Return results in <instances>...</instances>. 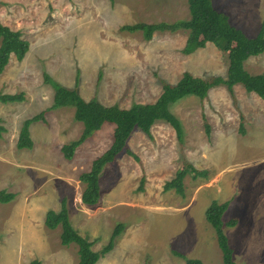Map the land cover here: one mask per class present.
Returning a JSON list of instances; mask_svg holds the SVG:
<instances>
[{
  "label": "rangeland",
  "instance_id": "rangeland-1",
  "mask_svg": "<svg viewBox=\"0 0 264 264\" xmlns=\"http://www.w3.org/2000/svg\"><path fill=\"white\" fill-rule=\"evenodd\" d=\"M213 3L249 36L264 26V0ZM188 18V0H0V21L22 31L30 43L24 59L13 55L0 73V93L25 94L21 102H0V124L7 129L0 138V190L16 194L0 203V264L33 259L78 264V245H63L61 226L52 230L45 225L46 212L60 209L64 199L76 224L96 225L97 236L83 235L95 241L96 251L108 244L119 222L124 224L113 250L98 264H185L174 250L206 264H222L216 231L205 214L214 200L229 201L224 231L236 263L264 264V99L244 86L236 85L233 96L220 85L204 99L191 95L172 104L183 123V143L163 120L153 125L152 137L136 129L127 149L104 167L97 205L81 202L85 184L79 175L110 147L114 124H104L72 159L62 152L64 144L80 137L84 125L74 118V106L50 109L55 89L46 73L78 88L85 99L125 108L154 102L163 84H175L185 71L226 77L228 56L213 43L183 52L186 29L157 31L151 40L142 31L121 29ZM244 66L264 74V53ZM44 110L46 120L30 126L32 148H18L23 122ZM185 161L208 169L209 176L188 174L183 196L175 189L165 191L164 184ZM233 218L237 224L228 226Z\"/></svg>",
  "mask_w": 264,
  "mask_h": 264
},
{
  "label": "trees",
  "instance_id": "trees-1",
  "mask_svg": "<svg viewBox=\"0 0 264 264\" xmlns=\"http://www.w3.org/2000/svg\"><path fill=\"white\" fill-rule=\"evenodd\" d=\"M190 18L180 19L174 22L160 21L157 23L137 22L126 24L122 30L135 32L142 31L146 40H151L157 31L188 30V38L183 52L191 54L199 48L205 47L209 42L228 56V70L226 77L217 75L210 78L196 76L190 71H185L183 76L175 84L165 82L163 90L154 102L134 103L125 108L118 104L106 105L97 98L85 99L78 88L66 87L52 79L48 73L46 82L54 89V101L50 109L63 106H74V118L81 121L84 129L79 138L62 146V152L67 159H72L77 148L89 137L102 129L104 124H114L113 142L101 155L96 157L87 171L79 175V179L85 184L82 192V202L86 205H96L101 198L100 177L104 167L113 163L127 149L129 138L136 129L142 130L152 137L151 129L158 120L169 123L176 131L179 142L184 141V127L180 118L172 112L171 106L187 96H197L204 99L210 89L224 85L233 96L235 86L240 84L246 91L254 92L264 99V74L249 72L244 64L252 56L264 53V26L255 36L247 35L243 29L232 23L230 16L215 7L213 0H188ZM30 49V43L23 37L20 30L11 28L0 21V73H2L13 55L18 60H23ZM25 100L24 92L0 93V102L12 103ZM46 110L26 119L21 127L17 147L32 148L30 126L33 122L46 120ZM206 132L210 134V126L206 121ZM6 127L0 124V138L6 131ZM240 132L244 133V116L241 115ZM136 159L139 157L130 151ZM208 169H198L192 163L184 162L178 169L175 177L164 184V190L175 189L182 196L185 195V177L188 174L194 177H208ZM145 177L142 178L140 190L144 189ZM16 197L14 192L5 189L0 190V202L8 203ZM229 206V201L218 202L214 200L206 209V219L216 231L218 243L223 252L222 264H237L234 260V251L224 231L223 215ZM238 219L233 218L226 224L235 226ZM45 225L49 229L61 226L60 241L63 245L76 243L78 245L79 263L96 264L101 257L110 252L115 246V239L124 230L125 226L119 222L106 244L100 251L93 249L95 241L84 237L73 226L66 200L62 201L60 210L49 209L45 216ZM174 254L183 257L185 264H206L199 258H188L183 253L174 250ZM30 264H42L39 259H33Z\"/></svg>",
  "mask_w": 264,
  "mask_h": 264
},
{
  "label": "crops",
  "instance_id": "crops-1",
  "mask_svg": "<svg viewBox=\"0 0 264 264\" xmlns=\"http://www.w3.org/2000/svg\"><path fill=\"white\" fill-rule=\"evenodd\" d=\"M101 130V129H100ZM101 193H102V189H101ZM81 202H82V195H81ZM1 203V202H0ZM83 203V202H82ZM84 204V203H83ZM97 205V204H96ZM53 209V208H52ZM60 209H61V207H60ZM58 207L56 208V209H54V210H60ZM69 209V208H68ZM47 213V212H46ZM69 216H70V220H72L73 222H74V227L79 231V233L81 234V235H84V236H87V237H89L90 239H92V238H94L95 237V235H96V233L94 232V231H96V225H93V224H88L87 223V221L86 222H83V218L82 219H80V221H82L83 222V224H84V226H80L79 224H76L75 223V220H74V218H73V216L71 215V211H70V209H69ZM72 216V217H71ZM78 227L81 229V230H79L78 229ZM53 230V229H52ZM112 235V234H111ZM97 236V235H96ZM110 240V239H109ZM79 248V247H78ZM102 249V248H101ZM113 250V249H112ZM111 250V251H112ZM99 251V250H98ZM110 251V252H111ZM109 253V252H108ZM107 253V254H108ZM106 255V254H105ZM104 255V256H105ZM103 256V257H104ZM102 258V257H101ZM100 258V259H101ZM99 259V261L96 263V264H98L101 260ZM31 263V261L29 262V264ZM78 263H79V261H78Z\"/></svg>",
  "mask_w": 264,
  "mask_h": 264
}]
</instances>
